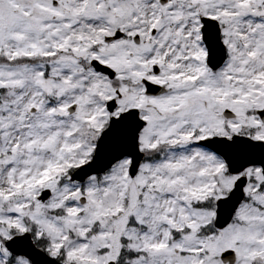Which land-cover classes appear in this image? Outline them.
Instances as JSON below:
<instances>
[{"label":"snow or ice","instance_id":"obj_1","mask_svg":"<svg viewBox=\"0 0 264 264\" xmlns=\"http://www.w3.org/2000/svg\"><path fill=\"white\" fill-rule=\"evenodd\" d=\"M0 264H264V0H0Z\"/></svg>","mask_w":264,"mask_h":264}]
</instances>
